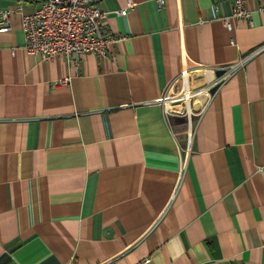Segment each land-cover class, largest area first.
Segmentation results:
<instances>
[{"label": "crops", "instance_id": "crops-1", "mask_svg": "<svg viewBox=\"0 0 264 264\" xmlns=\"http://www.w3.org/2000/svg\"><path fill=\"white\" fill-rule=\"evenodd\" d=\"M92 1L122 39L76 71L0 32V264H264V49L205 89L264 45L257 2L229 31L233 0Z\"/></svg>", "mask_w": 264, "mask_h": 264}, {"label": "built area", "instance_id": "built-area-1", "mask_svg": "<svg viewBox=\"0 0 264 264\" xmlns=\"http://www.w3.org/2000/svg\"><path fill=\"white\" fill-rule=\"evenodd\" d=\"M155 1L159 8L163 7L164 0ZM247 1L233 0L229 15L223 17L227 30L232 29L230 18L247 19L251 23L252 12L246 7ZM255 1L257 11L264 13V0ZM37 2L38 6L29 14L23 13L20 3L12 10H0V32L9 30L11 17L17 16L23 32L22 49L40 60L62 58L76 71L84 55L105 58L108 56L110 45L122 39L105 33L103 25L106 12L92 0H37ZM134 6V0H127L118 14L125 15ZM263 49L264 45L255 49L245 59L222 68L224 72L216 83L228 78L246 59ZM180 75L183 76V73ZM69 79V77L59 79L55 84L67 86ZM210 87L205 89L209 90Z\"/></svg>", "mask_w": 264, "mask_h": 264}, {"label": "water", "instance_id": "water-1", "mask_svg": "<svg viewBox=\"0 0 264 264\" xmlns=\"http://www.w3.org/2000/svg\"><path fill=\"white\" fill-rule=\"evenodd\" d=\"M223 72H224L223 70H217V71H215V76L220 77L223 74ZM218 86H219V83L212 85L209 88V93L213 94L216 91V89L218 88Z\"/></svg>", "mask_w": 264, "mask_h": 264}, {"label": "rangeland", "instance_id": "rangeland-1", "mask_svg": "<svg viewBox=\"0 0 264 264\" xmlns=\"http://www.w3.org/2000/svg\"><path fill=\"white\" fill-rule=\"evenodd\" d=\"M205 87V86H204ZM204 89V88H203ZM201 90V89H200ZM182 93H183V88H182ZM191 93V92H190ZM198 93H200L199 92V90H196V91H193L192 92V95H195L194 96V98H196L197 96H198ZM172 95H174V94H172ZM184 97V95H181V96H179V97H177V98H179V99H181V98H183ZM190 99H191V97H190Z\"/></svg>", "mask_w": 264, "mask_h": 264}, {"label": "bare ground", "instance_id": "bare-ground-1", "mask_svg": "<svg viewBox=\"0 0 264 264\" xmlns=\"http://www.w3.org/2000/svg\"><path fill=\"white\" fill-rule=\"evenodd\" d=\"M185 69H186V68L183 67V68H182V71H181V73H183V76L186 75V73H187V71H186Z\"/></svg>", "mask_w": 264, "mask_h": 264}]
</instances>
